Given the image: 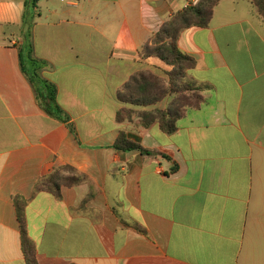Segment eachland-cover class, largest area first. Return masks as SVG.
Wrapping results in <instances>:
<instances>
[{
	"label": "crops",
	"instance_id": "crops-1",
	"mask_svg": "<svg viewBox=\"0 0 264 264\" xmlns=\"http://www.w3.org/2000/svg\"><path fill=\"white\" fill-rule=\"evenodd\" d=\"M185 8L40 1L34 54L72 131L42 110L21 70L24 4L0 0V264H27L18 200L39 264H264V20L251 0H223L208 27L180 35L189 78L210 88L175 133L117 121L130 77L164 71L140 49ZM122 131L156 155L116 150ZM52 174L81 181L60 198L36 191Z\"/></svg>",
	"mask_w": 264,
	"mask_h": 264
},
{
	"label": "trees",
	"instance_id": "trees-1",
	"mask_svg": "<svg viewBox=\"0 0 264 264\" xmlns=\"http://www.w3.org/2000/svg\"><path fill=\"white\" fill-rule=\"evenodd\" d=\"M41 0H31L30 10L23 14L20 50L21 70L34 87L36 100L42 110L49 116L67 123L72 131L70 118L58 103L57 86L43 77L46 63L35 57L33 47V29L36 19L40 16L39 3ZM223 0H201L197 5L187 7L173 15L150 41L139 51L141 60L157 58L169 68L162 75L152 70L135 72L121 87L117 100L123 107L117 113V121L123 122L133 115L140 117L141 125L149 127L157 122L166 134H173L178 130V122L184 119L190 109H200L205 103L204 92L210 87L198 85L189 78V71L195 66L192 57L185 54L178 47L180 35L192 27L209 26L215 7ZM258 15L264 20V0H251ZM167 101L165 109L158 105ZM143 108L146 110L137 111ZM114 148L119 151H140L146 156H155L156 152L145 149L129 134L122 131ZM81 181L76 175L58 177L52 174L43 178L36 185V191L51 193L61 197L63 186H74ZM18 220L20 222L22 247L27 264H39L37 249L29 238L26 229L25 208L26 201H17Z\"/></svg>",
	"mask_w": 264,
	"mask_h": 264
},
{
	"label": "rangeland",
	"instance_id": "rangeland-1",
	"mask_svg": "<svg viewBox=\"0 0 264 264\" xmlns=\"http://www.w3.org/2000/svg\"><path fill=\"white\" fill-rule=\"evenodd\" d=\"M21 1L23 4H24V11H23V14L26 13V12H29V10L31 9L30 8V5H31V0H19ZM21 25L22 23L20 24V27H19V30H18V36L22 38V34H21ZM169 70V68L167 66H164V72H167ZM159 75H162L164 76L162 73H159ZM163 104L164 105V108L162 109H165L167 107V101H164L162 103H160L159 105ZM122 105V104H121ZM158 105V107H159ZM123 107V105H122ZM160 108V107H159ZM137 111H140V110H146V109H143V108H138L136 109ZM134 117H138L137 115H133L132 118L130 119H126V120H132ZM140 123H141V120H140Z\"/></svg>",
	"mask_w": 264,
	"mask_h": 264
},
{
	"label": "built area",
	"instance_id": "built-area-1",
	"mask_svg": "<svg viewBox=\"0 0 264 264\" xmlns=\"http://www.w3.org/2000/svg\"><path fill=\"white\" fill-rule=\"evenodd\" d=\"M201 0H187V7L197 5Z\"/></svg>",
	"mask_w": 264,
	"mask_h": 264
}]
</instances>
